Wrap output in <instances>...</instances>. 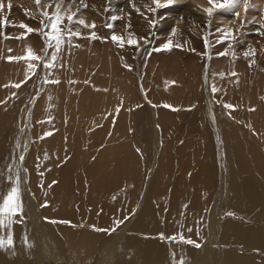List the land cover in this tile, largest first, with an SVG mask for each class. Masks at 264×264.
Masks as SVG:
<instances>
[{
    "label": "bare ground",
    "instance_id": "1",
    "mask_svg": "<svg viewBox=\"0 0 264 264\" xmlns=\"http://www.w3.org/2000/svg\"><path fill=\"white\" fill-rule=\"evenodd\" d=\"M103 1L86 0L88 6L82 12L84 18L87 14L88 18L99 16L100 19ZM164 1L167 0H159V3ZM122 2V13L142 17L150 3L149 0H133L144 13L141 15L130 6L129 0ZM255 3L260 12L255 19L259 20L264 16V0ZM208 5L206 0H194L182 11L177 9L176 13L161 8L156 11L155 21L162 34L171 40V50L162 48L154 53L146 66L134 64L126 57L122 64L115 62V67L110 61L111 51L102 59H93L83 52L77 56L72 49L70 72L65 74L63 67L58 72L71 83L65 84L73 98L69 99V108L83 114L85 101L90 103L91 96L101 100L93 107L104 102L108 107L123 106V110L112 135L93 160L88 157V150L78 151L75 141L82 138L84 145L93 143L105 134V128L111 123L106 122L103 129L96 132L88 131V125L79 127L83 128L79 132L72 130L70 137L75 141L67 145L76 147L75 157L60 173L58 188H32L25 167L28 166L30 172L33 163L40 164L45 179L59 176L58 171H54V164L61 145L45 140L39 151L33 152L35 141L30 134L32 115L29 113L25 125L14 132L9 141L4 139L6 130L0 121V146L6 143L11 148L5 158L8 165L3 180L0 176V196L13 182L8 177L14 179L15 173L19 172L24 206L22 222L12 229L14 249L0 250V264H179L181 259L185 264H264V144L262 148L258 142L259 137L264 140L263 42L258 36L256 43H250L247 34L244 47L255 49V55L234 58L230 51L228 63L220 68L210 67V47L208 62L201 66L200 36L212 26L207 25L210 18L204 11ZM64 6L68 7L67 3ZM235 9L229 8V12ZM252 17L254 13H250L248 20ZM219 19L223 27L230 21L226 17ZM257 27L256 24L254 28ZM177 44L182 45L178 47L181 50L175 48ZM253 60L255 62L251 63ZM224 71L230 77L227 92H224ZM136 76L138 88L134 83ZM58 85L59 89L63 87L61 82ZM42 90L45 92L46 86ZM106 92L108 100L101 98ZM212 92L218 96V102L215 98L211 100ZM76 96L78 100L74 98ZM144 102L150 109L146 125L149 124L151 130L145 132V136L147 143L152 144L151 167L145 156L149 144L145 146L136 134V116ZM63 103L58 97L46 110L48 112L52 106L64 109ZM216 104L221 110V118L214 113ZM39 106L34 104L32 112H37ZM185 107L196 108L201 113V121L212 134L215 153L211 152L205 135L196 139L187 136L177 149H173L170 141H162L161 148V129L176 124V118L181 114L173 109ZM115 109L111 110L112 114ZM241 125L245 131L240 129ZM258 125L262 130L260 133L257 132ZM175 143L176 140L174 147ZM21 156L23 161L19 159ZM28 156H33V160L28 161ZM170 156L177 159L178 169L169 167L174 160L170 162ZM36 158H40V163ZM75 165L81 172L89 171L90 185L77 188L82 179L73 178ZM244 178L254 188H245ZM16 219L21 220L20 217ZM6 231L0 229V237L6 236ZM161 233L165 237L182 234L201 247L161 239Z\"/></svg>",
    "mask_w": 264,
    "mask_h": 264
},
{
    "label": "rangeland",
    "instance_id": "2",
    "mask_svg": "<svg viewBox=\"0 0 264 264\" xmlns=\"http://www.w3.org/2000/svg\"><path fill=\"white\" fill-rule=\"evenodd\" d=\"M193 1L194 0H178V1L173 0V3L171 5L157 8L156 5L153 4L152 0H149L150 3L148 4V8L149 7L155 8L156 10L154 12L146 11V13L142 17L138 15H132L129 13H125V12L122 13V11H120L121 10L120 7H122V5L124 4L122 0H104L103 1V15L100 17V19H99V16L97 17L98 19L96 18V16H92L94 18L91 19L90 17L88 18L87 14L85 18L83 15H81V18L85 20L87 19L86 21L89 24L95 21V25H96L95 29L90 30L88 28H83L79 25H73V29L75 30L76 28H79L80 32L85 37L89 35L90 31H95V33L97 34L99 38L95 40H90L86 38L85 39L73 38L71 46L67 44L63 46V51L60 53L61 59L56 61L55 68L49 70L47 68H44L42 65H40L37 67L35 75L29 74L31 78H28V76H26L25 74L26 68H27V64L25 60L9 62L7 60V57L8 56H13V57L24 56L25 47L29 45L35 50V52L38 55L43 56V50L45 49V41L43 37L39 33L33 32L31 34H28L27 38L23 40H17L15 38L5 39L4 34L11 36V37H16L20 35L24 30L19 28L18 26L0 28V118L2 117L0 121L2 120L1 123L2 125H4L5 130H6L4 139H6V141L7 140L9 141V139H12L14 132H18L25 125L24 120L28 117L27 114L29 113L30 116L32 115V120L30 121L31 123L30 134L32 133L31 135L34 137V141H35V143L33 142L34 143L33 152L35 153L38 152L39 151L38 149L41 147L40 144L42 142H45V140H53L55 143H58L61 145V151L58 153L59 155L56 157L57 160H56V163L54 164V171H58L57 174H59V176L58 175L57 176L55 175L47 176V178L45 179L43 176L45 171L41 168L40 164L33 163V165H31L32 169L30 172L28 171L29 167L28 166L25 167L26 175L28 176L27 180L32 188H58L59 187V186L57 187V185L61 178L60 173H63V171L67 169L69 163L75 157L76 147L74 146L71 147L67 145L68 142L75 141V140H72V137H70L73 135L72 130L75 129L79 132V131H82L83 129L79 127L88 125L89 126L88 131L96 132V131H99L101 128L103 129L106 122L111 123V126H109L108 128H105V134L101 138L95 139L93 143L84 145L81 143L82 138H79L77 142L75 141L78 147V151L87 152L88 150V153H87L88 157L91 160H93L96 157H98V154L106 145V139L112 135L114 131V126L116 127L119 122L118 117L122 114L123 106L121 107L120 105H116L115 107H108L106 106V103L103 102L104 105L101 104V105H98L99 107L97 106L93 107L97 105L101 100H96V98L94 100V98L90 96L89 97L90 98L89 102L91 103L90 104L85 101V98H86L85 95L82 96L86 104L85 105L86 108L83 109L84 110L83 114L78 113L77 111H72L73 109L69 108V99L71 98L72 100L73 98H72V94L70 92L69 87L65 86V84L67 83L70 85L71 83L70 81H68L65 75H61L58 72L62 68L60 67L61 64H63L65 74H68L70 72V62L72 60L70 53L72 52V49H73V53L77 52V56H81L80 53L83 52V53H86V56L88 58L90 57L93 59H102L106 57L107 52L109 51L112 52L113 50V54L109 52L110 53L109 55L110 56L112 55V58L110 57L109 58H110V61L114 62L113 64L115 67H117V64L115 62H119V64H122V61H124L126 57L128 60H131L134 64L142 65V66L145 64L146 66V63L151 59L154 53L159 52L163 48V45L165 43H168L169 41L167 36L162 34V30L160 26L155 21L156 11H159V9L161 8L160 10L170 9L171 13L172 12L176 13V11H178L179 9L182 11L187 4H191L193 3ZM8 2L9 0L7 1L3 0L5 7H4V10L0 12V18L7 17L8 20L11 21L12 24H15V25H18L19 23H25L33 28L40 27L41 17L37 14L38 10H37V6L34 3V0H20V1L11 0V4H12L11 9H8L7 7ZM217 2L218 3L222 2V0H217ZM250 2L254 5H257L255 3L256 0H250ZM206 3L209 4L208 0H206ZM160 4H167V1L161 2ZM210 6L211 5L209 4L208 7ZM109 7L111 8V11H105V9ZM64 8L66 9L67 6H63V9ZM25 10H27L31 15L26 16ZM84 10L86 11V8L83 9V11ZM48 11L54 12L55 5L53 4L52 7L48 8ZM236 12L239 13L238 17L234 15V13ZM250 13H254V17L251 18V20H253V18H256L260 12L259 11L254 12V10L249 9L247 13V19ZM111 15H119L122 17L121 19L115 22L114 29H109L108 27H106L107 23H111L109 19ZM206 17L209 18L207 15ZM225 17L229 18L230 21H228L229 23L227 22L225 26L223 27V25L219 23V21L222 23V21L219 18H225ZM211 18H212V21H211L212 26L210 28L211 30L207 29L206 32L201 33V36H200V48H202L203 50L201 51L199 62L201 66H205L207 64L208 62L207 60L209 59V56H210V47H211L212 52H211V59H210V67L212 68L215 66V68H220V67L225 66L228 63L229 61L228 55L230 53L226 55V57L220 56L218 55V53L223 52L226 49H228L229 42L225 41L224 43H218L217 38L220 36V33L216 32V29L231 27L229 25L234 26V28L240 27L241 21L244 20L245 18V10L243 7V3L238 5V7L234 11L229 12V8L219 9L213 13V16ZM132 20L134 21V23ZM149 21H152V24H150ZM137 23L141 31L138 29ZM65 24H67L66 20H65ZM127 24L131 25L130 29H126L125 26ZM254 27H256L255 23H251V24L247 23L241 28V31L239 33L234 32V35L238 36L239 40L242 41V43H235V41H232L233 50L235 51V56H238L239 58H241L244 56L243 54H241V52L242 51L245 52L249 49V48L246 49L244 47L245 46L244 44L248 41L247 39H249L250 43L252 42L256 43L255 40H259L257 38L258 35L255 34ZM128 31L135 33L137 37H139L140 35L148 37L149 42L144 43L143 41H141V45L139 48H137L136 46H129L127 44H125V46L121 48L118 46V44L114 43L110 38L113 32H115V34L117 35L126 36ZM247 34L250 37L246 39ZM253 35L255 36L253 37ZM204 37H207L209 45L211 44L210 46H206ZM260 38H262V42H263L262 51L264 55V37H260ZM75 45H80V46L76 47ZM175 48H178V47H175ZM8 49H11L12 51L9 52ZM178 49L181 50V48H178ZM48 51L51 52L52 49H49ZM125 51H129V53L127 52V56H125ZM237 53H240V55H237ZM33 63H36V62H33ZM259 63L257 64V66L260 65ZM222 73L224 74L223 78H226L225 80H223L225 83L224 92H227L230 86L229 73L227 71H224ZM59 76H62L63 78L60 80L58 79ZM122 79H125V78H122ZM52 80H59V82L63 84V87L59 89L58 83H52L51 82ZM17 83H20L21 87L16 88L13 86ZM134 83L138 88L139 84H138L137 76L135 78ZM44 86H46L45 92H43L42 90ZM60 93H61V96H58ZM58 97H60V99L62 100V103L64 102L63 103L64 109L60 107L52 106V108L49 107V110L47 112L46 110L47 106L53 105L57 101ZM74 98L77 99L78 97L76 96ZM101 98L108 100L109 96L107 95V92L104 93V95H102ZM214 98L216 102H218L219 100L218 96L216 97V93L212 92L211 100L212 99L214 100ZM34 104L40 105L42 109L39 106L37 112L35 111L32 112ZM114 108H116L115 113L112 114L111 110ZM215 108H216V110H214L215 115L221 118V112H220L221 110L217 104L215 105ZM40 109L42 110V112H40ZM229 109H233V107H229ZM173 110H175V112L181 115H179V117L177 116L178 119L176 118L175 125H173L172 127L161 129V135H162V139L160 140L161 148L163 146V142L166 140L171 142L170 144L172 145L173 149H177L178 147L183 145V142L186 140L187 136L188 137L190 136V138L192 139H196V138H203L205 135L209 142V147H210L211 152L215 153V143L213 141L212 134L209 131V128L207 126H204V121H201V118H200L201 113L198 112L196 108H193V107H190V108L185 107V108H180V109L175 108ZM73 113H76V115L72 116ZM248 117L252 118L253 116L251 117L248 116ZM149 118H150V109L148 105L144 102L142 105V108L139 109L137 116H136V124H138L136 125V134L138 138H141L144 145L149 144V147L146 150L147 152L145 153V156H146L148 165L151 167L153 163L152 144L147 143L148 140L145 136V132H150L151 130V126L149 124L146 125V122L148 123L147 120ZM143 122H145V124ZM43 126L46 127L47 131L45 128L43 130ZM124 129H126V124L124 125L123 130ZM240 129L242 131H245L244 130L245 127L243 125L240 126ZM70 130L72 133L71 135H70ZM261 131L262 130L260 128V125H258L257 132L260 133ZM139 134L140 135L142 134V135L139 136ZM174 140H176L175 147H174ZM258 142L261 144V147L263 148L264 140L262 137L261 139L259 137ZM10 151H11V148H9L8 144L5 143L2 146H0V164L2 163V167H0V171H1L0 176L2 180L4 178V173L6 172V166L8 165V162L6 161L5 158L7 155L10 154ZM174 152L175 151H173L172 153L173 155L172 157H174ZM33 156H31V158L28 156V161H30V159L33 160ZM172 157L170 156V162L173 161L174 163L172 162L171 165L170 163L168 165L173 170H176L179 168L178 161L177 159L172 158ZM36 159L39 161L37 162L40 163V158H36ZM171 159H174V160L171 161ZM175 160L177 162H175ZM171 166H174L175 169L174 167H171ZM82 171L83 172H81L80 168H78V165H75V171H74L73 178L76 180L77 178L81 177L82 179L81 182L77 184V188H83V186H88L92 183V178L89 176L90 175L89 171L88 170H82ZM243 181L245 183V188H254L252 183L247 181L246 178H244ZM196 184H198V177L196 180ZM102 185L107 186V183H103ZM172 191L173 189L170 190V192Z\"/></svg>",
    "mask_w": 264,
    "mask_h": 264
},
{
    "label": "snow or ice",
    "instance_id": "3",
    "mask_svg": "<svg viewBox=\"0 0 264 264\" xmlns=\"http://www.w3.org/2000/svg\"><path fill=\"white\" fill-rule=\"evenodd\" d=\"M153 4L156 5V7H165L168 5H171L173 3V0H167V4H160L159 0H152ZM211 7H208L204 9V11L207 13V16L211 18L213 16V13L219 9H226V8H237L238 5L243 3V7L245 10V18L241 21L240 27L232 28H217L216 32L220 33V36L217 38L218 43H224L225 41H228V49H226L223 52L218 53L220 56H226L229 54V51L232 52L233 57L235 58V51L233 50V44L232 41H235V43H242V41L239 40L238 36L234 35L235 33H239L241 31V28L247 24V23H255L258 25V27L255 29V34L261 37H264V16L261 17V19L256 20L253 18V20L249 21L247 19V13L249 9H252L254 11H258L259 8L257 5H254L250 2V0H222V2H217V0H208ZM35 5L37 6V14L41 17L40 19V27L39 28H33L25 23H19L18 25L12 24L11 21L8 20L7 17L0 18V28H6V27H19L23 29L24 31L16 36L11 37L6 34H4L5 39H12L15 38L17 40H23L27 38L28 34H31L33 32L39 33L44 41H45V49L43 50V56L38 55L35 50L29 45L25 47V55L24 56H8L7 60L9 62L12 61H20L25 60L27 64L26 68V76L28 78H31V75H35L36 69L38 66L42 65L44 68H47L49 70L56 67V61L61 59L60 53L63 51V46L65 44L72 45L73 38L77 39H90L95 40L99 37L95 33V31H90L89 35L85 37L79 30V28L73 29V25H79L83 28L88 29H95V21H93L91 24H89L85 19L81 18L83 9L87 8L86 0H79V3H76V0H34ZM67 3L68 7L66 9H63L64 4ZM53 4L55 5V11L49 12L48 8L52 7ZM75 6V10L73 11V5ZM129 4L132 8H134L135 11H137L138 14L143 15L144 13L141 12L140 8L136 7V5L133 3V0H129ZM4 3L3 0H0V12L4 10ZM8 9L12 8L11 0H9L7 4ZM63 9V11H62ZM155 8H147V11L154 12ZM105 11H111V8H106ZM25 15L30 16L31 14L25 10ZM235 16H239V13H234ZM122 17L119 15H111L110 21L111 23H107L106 27L109 29H114L115 22ZM65 20L67 21V24H65ZM150 24H152V21H149ZM211 20L207 22V25L210 26ZM126 29H130L131 25L127 24ZM175 32V30H173ZM111 40L118 44L119 47L123 48L125 44L129 46H136L137 48L140 47L141 41L144 43H148V37L146 36H139L137 37L135 33H132L130 31L127 32V35H117L115 32L111 34ZM206 46H210L207 37H204ZM171 40L169 39L168 43H165L163 45V49L165 50H171L170 48ZM76 47H79L80 45H75ZM176 47H182V45H175ZM52 49L51 52L48 50ZM159 50V49H157ZM9 52H11V49H8ZM255 55V49L249 47L247 51L244 52V56L247 58L249 56ZM36 62V63H33ZM255 61H251V63H254ZM251 66V64H250ZM60 67H63V64L60 65ZM223 75V74H221ZM232 75H235V73H232ZM52 83H59V80H52ZM7 86V85H6ZM16 88L21 87L20 83H17L13 85ZM213 91H216V89L213 87ZM226 107H232L231 105H227ZM50 134V133H49ZM21 161L24 160V157H19ZM26 171V169H25ZM9 180H12V184L10 186V189L3 195L0 196V229H6V236L0 237V250L3 249H14V233L12 231L13 226L18 223L22 222L23 218V201L21 197V177L19 172L15 173L14 179L13 177H8ZM46 206V205H45ZM229 215H232V213H229ZM20 217L21 220L18 221L16 218ZM52 223H56V221H51ZM63 223H69L68 221H62ZM102 230V229H97ZM115 229H112L114 231ZM107 231V230H104ZM189 232L192 231V229H188ZM161 239H169L174 242L177 240L180 243H186L193 245L197 248L201 247V245L197 242H195L192 239L184 237L182 234L177 236H171V237H165L163 233L160 234ZM25 243L27 241L25 240ZM28 247H31V245H28ZM259 251V250H257ZM173 255H175L173 253ZM179 264H185L184 260H180Z\"/></svg>",
    "mask_w": 264,
    "mask_h": 264
}]
</instances>
